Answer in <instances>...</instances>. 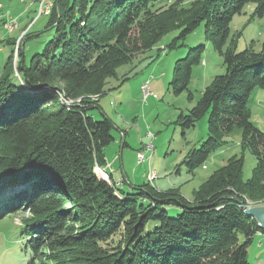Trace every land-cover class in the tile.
Returning <instances> with one entry per match:
<instances>
[{
  "label": "trees",
  "instance_id": "trees-1",
  "mask_svg": "<svg viewBox=\"0 0 264 264\" xmlns=\"http://www.w3.org/2000/svg\"><path fill=\"white\" fill-rule=\"evenodd\" d=\"M54 2L47 27L55 35L44 52L26 64L20 45L18 60L13 49L0 73V190L11 188L0 198V220L27 213L19 225L27 264H250L248 247L264 233L245 212L248 200L264 203V130L250 107L254 91L264 89V40L259 50L254 42L237 50L242 32L231 35L230 24L252 4V18L264 17V0ZM202 21L225 72L177 117L183 131L208 117L209 138L188 153L187 163L206 162L237 126L241 146L256 157L253 174L245 181L244 155H234L192 199L177 189L158 192L153 183L123 190L96 167L105 165V148L116 141L113 121L91 114L90 99L65 103L60 94H103L119 66L172 30L185 38ZM17 40L9 42L15 47ZM201 61L193 58L182 74L177 63L176 93ZM169 207L181 211L172 217Z\"/></svg>",
  "mask_w": 264,
  "mask_h": 264
},
{
  "label": "rangeland",
  "instance_id": "rangeland-1",
  "mask_svg": "<svg viewBox=\"0 0 264 264\" xmlns=\"http://www.w3.org/2000/svg\"><path fill=\"white\" fill-rule=\"evenodd\" d=\"M42 1L0 0V73L13 49L16 60L20 45H23L26 64H30L32 57L43 53L47 43L54 37L55 29L47 27L49 17L39 15ZM54 1L52 0L53 4ZM191 1L185 0L184 5L188 6ZM253 11L254 4L249 5L243 14L235 15L231 21V35L242 32L237 40V50L247 48L252 42L255 43V49L261 48L264 40V17L252 18ZM11 20L15 21V26L8 30L5 23ZM26 32L29 34L22 39ZM178 36V29L170 31L153 47L137 53L132 61L119 66L116 75L106 80L103 94H84L69 99L77 104L90 99V112L96 118L101 120L108 117L113 121L112 133L120 142L114 141L105 151L109 161L114 162L117 171H120L116 182H120L123 176L120 170V152L123 141L126 140L127 144L122 148L125 151L124 172L129 176L130 182L127 179L118 185L120 188L125 186L128 191L131 184L138 187L153 183L151 185L158 192L177 189L185 198L192 199L194 191L218 168L225 165L230 157L244 155L245 181L252 176L257 160L249 149L241 146L242 130L236 126L224 137L228 144L213 152L206 162L195 167L187 163L188 153L199 148L209 138L208 117L206 115L195 127L185 131L176 123L177 117L180 112L188 113L195 106L204 88L215 75L225 72V66L222 57L207 39L206 21H202L185 38L178 39ZM15 37L18 40L14 47L9 41ZM175 41L176 45L171 46ZM199 55L202 61L192 65L188 87L181 93H176L174 89L182 85L181 80L174 82L177 63H180L179 74H182L189 62ZM148 80L153 94L144 98L142 84ZM59 86L66 92L63 84ZM259 93L264 95V89L257 88L254 91L250 107L253 111L252 120L264 130V96ZM150 141L155 146L151 167L158 174L153 182L146 177L148 162L139 164L137 159L138 150L143 149V144ZM10 189L2 188L0 198L5 192H10ZM248 202L254 205L253 201ZM180 211L178 207H169L172 217H176ZM26 216L27 213L19 212L0 220V264L28 263L30 253L25 248L26 237L21 235L19 226L22 217ZM153 225V221L148 224L149 227ZM258 242L259 240H255L248 247L250 264H264V246L260 247Z\"/></svg>",
  "mask_w": 264,
  "mask_h": 264
},
{
  "label": "built area",
  "instance_id": "built-area-1",
  "mask_svg": "<svg viewBox=\"0 0 264 264\" xmlns=\"http://www.w3.org/2000/svg\"><path fill=\"white\" fill-rule=\"evenodd\" d=\"M51 1L52 0H45L44 5H42V7L39 8V15H47L51 12V9L54 5ZM1 6H2V4H1ZM14 22H12V20H11L8 23H5V27L8 30H12V28L15 25ZM142 93H143L144 98H148L150 95L153 94V92L150 89L149 80L143 83ZM151 134L152 133L150 132L149 135H151ZM154 153H155L154 142H149V143L143 144V149L138 150V152H137V159H138L139 164L144 163V162H148L149 170L146 173V177L153 178V180H156L158 177L157 171L151 167L152 157H153ZM96 167H102V166L99 164H96ZM125 181H127V178H126V176H123L121 178L120 182H116V183H124Z\"/></svg>",
  "mask_w": 264,
  "mask_h": 264
},
{
  "label": "crops",
  "instance_id": "crops-1",
  "mask_svg": "<svg viewBox=\"0 0 264 264\" xmlns=\"http://www.w3.org/2000/svg\"><path fill=\"white\" fill-rule=\"evenodd\" d=\"M23 1V0H22ZM25 1V0H24ZM36 3V2H35ZM3 68H4V66H3ZM260 94V93H259ZM260 95H263V94H260ZM264 96V95H263ZM91 114H93V112H91ZM94 116H95V114H93ZM252 115H253V111H252ZM96 117V116H95ZM122 132V134L123 135H125V133H124V131H121ZM125 137V136H124ZM116 142H120V140L119 139H117L116 138ZM124 142H125V144H124ZM127 144V142H126V140L124 139V141H123V146H122V148L125 146ZM121 148V154H120V157H121V159H120V165H121V171L123 172L121 175H125L126 176V178L128 179V182H130V178H129V176H127V174L124 172V168H125V160H124V153H125V151H124V149H122ZM105 157H106V163H105V165H103V167H104V169L107 171V172H110L111 173V175H112V177H113V179L115 180V181H117L118 179V175H119V173H120V171H117L118 170V168L116 167V165H115V163L114 162H111V161H109V157H108V155L106 154V151H105ZM122 176V177H123ZM131 184V183H130ZM134 187V185L133 184H131L130 185V189L129 190H131L132 188ZM121 188L123 189V190H125V186H121ZM255 240H259V242H258V245L260 246V247H263L264 246V233H262V232H258V233H256V235H255V237H254V241ZM253 241V242H254Z\"/></svg>",
  "mask_w": 264,
  "mask_h": 264
},
{
  "label": "water",
  "instance_id": "water-1",
  "mask_svg": "<svg viewBox=\"0 0 264 264\" xmlns=\"http://www.w3.org/2000/svg\"><path fill=\"white\" fill-rule=\"evenodd\" d=\"M245 212L254 217L259 226L264 230V203L245 206Z\"/></svg>",
  "mask_w": 264,
  "mask_h": 264
},
{
  "label": "bare ground",
  "instance_id": "bare-ground-1",
  "mask_svg": "<svg viewBox=\"0 0 264 264\" xmlns=\"http://www.w3.org/2000/svg\"><path fill=\"white\" fill-rule=\"evenodd\" d=\"M52 2V1H51ZM44 3H45V0H43L42 2H41V7H42V5H44ZM1 6V5H0ZM15 26V25H14ZM20 42H21V40H20ZM142 89H143V84H142ZM60 98H61V100H63V102H65V103H72L73 101H71V99H69V98H67L66 96H64V94H60ZM150 142H153V141H150ZM104 172V174H105V176H107V177H109V176H111L110 174V172H107L106 170H104L103 171ZM148 178V177H147ZM148 180L150 181V182H153L154 180H153V178H148ZM121 183H118V185H120Z\"/></svg>",
  "mask_w": 264,
  "mask_h": 264
}]
</instances>
